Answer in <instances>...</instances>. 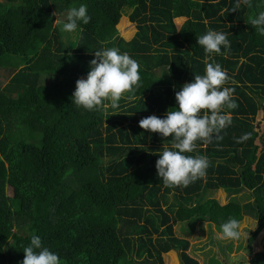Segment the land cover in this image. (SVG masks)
I'll return each mask as SVG.
<instances>
[{
  "label": "trees",
  "instance_id": "trees-1",
  "mask_svg": "<svg viewBox=\"0 0 264 264\" xmlns=\"http://www.w3.org/2000/svg\"><path fill=\"white\" fill-rule=\"evenodd\" d=\"M111 1L113 9H131L137 27L131 39L120 35L114 11L101 0L0 1V71L11 72L0 84V264H20L34 233L61 264H165L172 250L182 264H200L175 224H184L187 235L198 219L220 230L230 217L241 224L252 216L258 226L247 249L264 229V128L255 125L264 102V37L246 23L264 4ZM80 4L91 21L78 23L76 40L66 39L58 18ZM209 29L224 32L230 48L206 54L197 36ZM113 47L138 61L139 87L124 93L118 108H77L76 81L87 78L95 51ZM205 60L226 70L223 86L234 89L238 107L228 110L232 123L222 139L197 141L187 153L208 158L204 177L187 187L164 186L156 162L163 147H172L171 136L139 121L177 107L176 92L204 74ZM244 133L249 138L237 143ZM219 189L231 194L225 204L206 197ZM242 190L250 200L237 197ZM252 258L264 264V251Z\"/></svg>",
  "mask_w": 264,
  "mask_h": 264
},
{
  "label": "clouds",
  "instance_id": "clouds-1",
  "mask_svg": "<svg viewBox=\"0 0 264 264\" xmlns=\"http://www.w3.org/2000/svg\"><path fill=\"white\" fill-rule=\"evenodd\" d=\"M241 2L251 7L250 0H237L238 6ZM90 21L86 4L70 7L63 19L58 18L64 33H72L78 23L87 25ZM246 23L255 28L257 35L264 37V10L250 16ZM197 43L206 54H220L222 48H230L226 34L212 29L197 36ZM95 57L90 61L87 78L76 81L72 104L88 111H97L101 106L118 108L124 93L139 87V63L115 47L95 51ZM227 79V72L219 63L205 60L204 74L195 75L176 92L177 107L168 110L163 118L152 115L139 121L142 129L165 138L171 136L172 147H163L156 162L157 176L164 186L187 187L204 177L208 158L187 153L194 151L197 141L211 143L213 139H222L220 133L231 125L232 114L228 110L238 105L233 98L234 89L223 86ZM104 101L109 103L104 104ZM249 135L244 133L234 139L242 143ZM240 236V222L231 217L220 225L217 233L221 240H236ZM23 251L25 257L20 264H61L59 254L45 247L42 238L35 233Z\"/></svg>",
  "mask_w": 264,
  "mask_h": 264
},
{
  "label": "rangeland",
  "instance_id": "rangeland-1",
  "mask_svg": "<svg viewBox=\"0 0 264 264\" xmlns=\"http://www.w3.org/2000/svg\"><path fill=\"white\" fill-rule=\"evenodd\" d=\"M101 4L102 7L104 6L110 11H114V18L116 20V25L120 30V35L126 39H131L137 32L136 24L129 20L131 9L125 8L124 11H119L117 8L113 9V2L111 0H108V2H102L101 0ZM104 10L106 9L104 8ZM77 30L78 27L72 33H64L66 39L69 38L70 40H76L75 36L78 32ZM25 62V58L18 60L16 62V66L13 65L14 70L16 71L20 67L24 66ZM10 74L11 72L8 70L0 71V84H2V86L9 81L11 76ZM84 78L86 77H82V79ZM102 115L105 119L106 108H103ZM255 125L260 131L264 128V102L262 104V109L259 111L256 118ZM246 191L248 192V190ZM246 191L244 193H246ZM244 193L242 190L237 196L242 202L250 200V198L246 197V194ZM206 197H214L218 199L221 204H225L230 200L231 194L219 189L209 191L208 194L206 193ZM173 200L178 202V200L174 197ZM257 226L258 223L254 217L245 216L240 224L241 236L236 240L218 239L217 233H219L220 230L216 228L214 224H209L207 220L198 219L194 226H192L193 231L187 235L184 233L185 225L181 223L175 224L174 231L176 236L186 238L190 241V250L188 253L195 257L200 264H212L214 259H220L223 263L252 264V257L254 254L264 251V229L255 240L253 248H246L248 246V238L251 236V233L256 230ZM164 260L165 264H182L180 255L175 250L164 254Z\"/></svg>",
  "mask_w": 264,
  "mask_h": 264
},
{
  "label": "crops",
  "instance_id": "crops-1",
  "mask_svg": "<svg viewBox=\"0 0 264 264\" xmlns=\"http://www.w3.org/2000/svg\"><path fill=\"white\" fill-rule=\"evenodd\" d=\"M185 20H186L185 18H182V20H180V21L175 20L177 27L180 28L183 25V23L185 22ZM177 22H179V23H177Z\"/></svg>",
  "mask_w": 264,
  "mask_h": 264
},
{
  "label": "bare ground",
  "instance_id": "bare-ground-1",
  "mask_svg": "<svg viewBox=\"0 0 264 264\" xmlns=\"http://www.w3.org/2000/svg\"><path fill=\"white\" fill-rule=\"evenodd\" d=\"M121 116V115H120ZM80 133V132H79Z\"/></svg>",
  "mask_w": 264,
  "mask_h": 264
}]
</instances>
